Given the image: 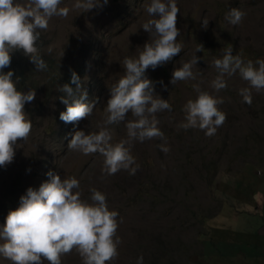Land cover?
I'll return each instance as SVG.
<instances>
[{"label": "rangeland", "instance_id": "rangeland-1", "mask_svg": "<svg viewBox=\"0 0 264 264\" xmlns=\"http://www.w3.org/2000/svg\"><path fill=\"white\" fill-rule=\"evenodd\" d=\"M75 2L62 0L59 7L69 9L67 17L49 19L47 30H38L37 42L56 62L69 65L84 58L83 102H95V107L88 118L68 123L61 132L58 113L64 105L59 106L54 95L52 65L32 70L31 78L17 87L25 93L35 91L34 100L24 105L32 128L27 140L14 146L13 161L0 167V225L19 207L29 187L38 190L50 179L38 172L39 158L49 151L53 166L48 169L61 179L79 181L73 192L91 203L90 190L95 188L105 195L109 211L118 213V257L106 264H137L141 256L143 264H264V90L251 89L249 105L239 95L241 88L249 87L239 73L225 76L227 87L219 93L211 87L218 75L212 61L222 58L229 45L245 63L258 67L256 61L264 60V0H176L182 51L145 73L155 94L171 105V111L156 113L165 139L125 145L135 158L132 167L139 165L134 175L126 170L108 175L102 171L101 154L84 155L67 145L76 130H100L109 87L124 72L121 62L138 57L150 41L142 28L151 18L144 9L149 0H108L106 5L100 0L102 6L87 12L76 10ZM232 8L245 13L237 25L225 18ZM195 55L200 58L192 69L196 79L172 85L173 70ZM193 85L224 99L218 107L226 120L211 137L198 128L178 127L184 121L183 106L198 95ZM133 119L129 112L125 121L107 126L112 144L128 140L126 123ZM63 138L69 139L66 145ZM0 264L12 262L0 256ZM61 264H82V258L74 249L61 257Z\"/></svg>", "mask_w": 264, "mask_h": 264}, {"label": "clouds", "instance_id": "clouds-1", "mask_svg": "<svg viewBox=\"0 0 264 264\" xmlns=\"http://www.w3.org/2000/svg\"><path fill=\"white\" fill-rule=\"evenodd\" d=\"M62 0H27L26 4L14 0H0V167L14 159V146L18 140H27L32 124L26 118L24 105L35 98V91H18L13 80V71L5 73L10 67L11 53L22 51L35 65L37 71L47 68L39 55L36 42L38 30H47L48 21L53 16L66 18L68 8L59 7ZM108 0H103L107 4ZM100 5V0H76V10L89 11ZM144 9L150 19L142 28L150 34L138 57H125L121 62L123 75L109 87V99L104 109L106 117L98 132L85 133L76 130L71 134L67 148L84 155L99 153L104 157L102 171L113 175L120 170L134 175L139 165L132 167L135 158L126 144L133 140L143 142L154 138L164 140V133L158 128L156 113L171 111V105L154 92V83L146 78V70H155L182 51L177 43L180 30L177 28L179 8L176 0H149ZM245 13L232 8L226 14V20L232 25L239 24ZM197 49V52L201 51ZM50 51V49H49ZM232 46L224 49L222 58H214L213 66L218 75L211 87L219 93L226 89L225 76L239 73L248 82L249 87L241 88L239 95L243 102L252 103L251 89L264 90V60L245 63L239 55L232 54ZM200 58L196 55L188 62L176 67L170 83L195 80L192 69ZM71 84L58 87L64 93L59 99L66 105V111L60 113L65 123L88 118L95 107L83 101L87 91L82 90V81L77 73L70 69ZM163 82L161 81V84ZM166 89V86H164ZM198 95L189 99L183 106L184 121L178 127L184 130L198 128L208 137L213 136L226 120V113L219 109L223 98L201 91L199 85H193ZM79 94V95H78ZM134 117L126 123L128 140L112 144L111 133L107 126L126 120L128 113ZM165 153L168 147L158 145ZM49 180L43 182L38 190L29 187L20 197L19 207L10 210L5 223L0 225V256L12 264H61V257L74 249L82 258V264H106L118 257L117 246L121 242L116 236L118 229L116 211H109L106 197L95 188L91 189L88 203L80 198L79 181L74 177L64 178L51 171ZM137 264H143L139 257Z\"/></svg>", "mask_w": 264, "mask_h": 264}, {"label": "trees", "instance_id": "trees-1", "mask_svg": "<svg viewBox=\"0 0 264 264\" xmlns=\"http://www.w3.org/2000/svg\"><path fill=\"white\" fill-rule=\"evenodd\" d=\"M42 43L36 42V47L39 50V55L41 58L45 61L47 65H52V73L50 75V81L51 83H54L56 85V91L54 95H58V97L64 95V93L59 92L57 89L58 87L64 85V84H70L73 88L76 86L74 84H71V72L70 69L75 71L77 75L81 78L83 76L84 70L83 65L81 63H84V58H80L79 60H75L72 64L66 65L62 61H54L50 56H47L42 51L41 45ZM11 55V64L10 67L3 69L5 73L8 71H13V80L16 83V88L20 85H22L23 80H28L31 77H29V74L32 72V70H35V65L30 61L29 57L25 56L22 51H15L10 54ZM101 83L97 85V88H100ZM64 105L61 103L59 99V106ZM66 111V105L62 107V109L59 111L58 114L61 112ZM61 123V124H60ZM68 123H65L64 121H59V130L63 132L65 129L68 128ZM69 139L63 138V143L66 145ZM41 161V165L38 169L39 171H43L45 173H48L49 171L52 172V168L48 169V167L51 165L53 166V163L50 162L51 157L49 156V151L45 153L44 156L39 158Z\"/></svg>", "mask_w": 264, "mask_h": 264}, {"label": "flooded vegetation", "instance_id": "flooded-vegetation-1", "mask_svg": "<svg viewBox=\"0 0 264 264\" xmlns=\"http://www.w3.org/2000/svg\"><path fill=\"white\" fill-rule=\"evenodd\" d=\"M261 256H264V255H261Z\"/></svg>", "mask_w": 264, "mask_h": 264}]
</instances>
